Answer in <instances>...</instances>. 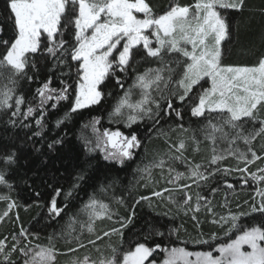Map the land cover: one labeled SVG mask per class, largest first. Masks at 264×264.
I'll list each match as a JSON object with an SVG mask.
<instances>
[{"label": "snow or ice", "instance_id": "1", "mask_svg": "<svg viewBox=\"0 0 264 264\" xmlns=\"http://www.w3.org/2000/svg\"><path fill=\"white\" fill-rule=\"evenodd\" d=\"M245 3L246 0H195L191 5L175 3L163 14H156L148 0H8L7 7L16 35L12 41L0 42L6 46V54L0 57V77L4 76L5 68L10 73L7 76L8 84L0 88V112H7L14 108L6 123L12 127L18 126V121L14 118L21 115V106L25 104L24 95L16 93L18 78L26 77L31 81L32 77L28 75L27 69L36 68L33 58L35 55L47 54L54 58V66L67 67L68 72H62L61 76L71 74L69 59L76 62V79L73 81L75 87L73 83L65 79H60V87H54L52 76H48L35 89L38 103L35 106L28 103L27 111L22 114L23 120L36 117L34 123L41 130L32 132V136L43 137L42 129L50 109H55L61 101L72 98L69 110L56 121V127L59 128L71 118L72 113L100 104L105 96L100 85L109 75L115 76L117 71L126 72L133 60V50L142 48L147 57L157 59L163 67L148 68L138 74L133 85L118 100L110 114L112 117L125 119L126 126L131 127L145 118L159 117L162 111L161 100H163L166 105L163 109L165 114L171 116L175 112V115L182 119V113L179 108L174 107L173 100L183 104L197 85L200 86L201 91L197 93V103L191 106V115L205 117L206 113L217 114L215 122L208 118L206 124L199 130L203 139L209 141L211 146L208 166L188 162L187 172H176L174 179L169 180L168 183L173 184L181 179H190L199 188L202 186L201 182L207 184L217 173L227 175L232 171L247 173L257 182L264 181V175L249 173L248 168L256 161L264 160V155H258L252 148L253 142L258 137L264 136V118L260 116L261 111L264 110V57L252 66L222 63L224 55L222 42L230 34V24L225 11L229 9L243 11ZM137 14H142V18ZM70 26L73 29L70 33L71 41L64 39V33ZM2 31L3 29L0 28V32ZM188 45L191 46L190 49ZM114 52L115 55H113ZM57 53L60 55L57 56ZM169 53H179L186 58L180 78L175 81L178 91L168 89L174 72L165 60V56ZM165 71L168 73L167 76L164 75ZM201 81L205 83L210 81V87L205 88ZM116 83L123 87L119 77H116ZM153 86L160 94L159 98L152 95ZM134 88L140 89V98L132 102ZM165 90H168L167 96L164 95ZM99 122V118H93L84 125L85 128L91 127L95 137L94 139L83 137L86 152L92 153L99 150L104 153L103 158L106 161H113L120 165H123L126 160L133 159L135 149L141 146V140L137 134L125 135L119 129L115 131L104 129L101 132L97 127ZM23 127L30 128L31 125L24 124ZM179 127L183 131H188L182 124ZM190 139L196 145L195 150L199 151L201 141L197 139L195 133ZM238 141L244 143L246 151L236 146ZM61 143L63 139L56 138L48 143L47 147L49 150H54L55 146ZM186 143L184 139H181L177 145L173 146L180 155L172 156L171 160H184L183 152L186 150ZM221 143H227L228 147L220 148ZM228 157H234L245 167L236 169L219 167L220 163ZM2 159L6 167L0 169V185L10 189L12 185L6 177L8 167L17 163L16 152L9 151ZM166 164L167 161L161 158L141 171L150 178L152 167L163 170ZM212 165L216 167L211 169ZM168 171L172 173L175 170L168 167ZM257 171L264 173V168H259ZM83 179V173L77 174V182L65 193V201L72 196L73 190L79 187V181ZM225 183L227 188H234L233 184ZM243 183H248L247 177L243 178ZM191 187L192 184L188 183L178 184L172 189L164 188L161 191H154L153 196L163 197V193H170L167 199L185 215L189 212L193 213L192 219L197 220L194 213L200 212L201 208L207 207L211 201L208 196L197 192L193 206V196L188 191ZM218 190V188H211V194ZM61 192L62 189H54V195L48 206V212L51 215L59 216L67 207L66 202L63 206L57 204V198L60 197ZM172 192L182 193L183 199L176 200L171 195ZM256 195L260 197V202L258 206L255 203L249 205L251 213L264 214V188L257 189ZM0 200L9 201L7 210L0 214V222H2L9 212L17 207V204L6 194H0ZM141 200L150 202L151 198L142 196L136 203ZM119 203H123V200L121 199ZM245 203L247 204L248 201ZM82 211L88 217L86 221L88 233L95 232L94 225L97 220L113 218L109 205L94 197L89 199ZM208 211L211 212V208H208ZM246 214L250 213L229 212L225 216H220L218 220L211 221L221 227L228 225L226 235H230L233 230H239L235 238L220 243L215 248L218 255H214L211 250L190 251L186 247L160 243L150 247L147 245L148 237H145V242L136 243L134 249L119 254V258L117 250L113 248V255L101 259L99 264H145V261H148V264H157L155 258L150 261L148 259L157 250L166 253V258L162 259L160 264H264V223L242 227L238 221ZM134 216L133 211L127 218H119L116 223H119L120 227H113L103 235L118 234L122 237V230L132 223ZM16 218L18 220L19 216L17 215ZM74 223L76 219L70 218L69 235L75 231L71 226ZM178 231L179 229H173V232ZM150 232H154L156 236L165 235L155 227L151 228ZM19 235L24 236L25 239L30 235L38 238V234L30 233L23 227ZM101 238L97 236V239ZM54 239L49 237L48 246L36 245L35 247L28 245L20 247L17 241L8 251H5L7 248L5 241L0 240V258H2L0 264H17L12 260L13 253L17 251L22 254L20 264H56L57 255L60 253L55 248ZM13 240H17L16 235H13ZM74 240L77 247L69 248L68 252H75L79 248L86 247L79 236L74 237ZM72 242L71 239L66 240V243ZM196 242L209 243L203 239ZM88 243L95 244V241L89 239ZM245 245L251 250L244 251ZM70 264H96V261H90L87 256L83 260L73 257Z\"/></svg>", "mask_w": 264, "mask_h": 264}, {"label": "trees", "instance_id": "2", "mask_svg": "<svg viewBox=\"0 0 264 264\" xmlns=\"http://www.w3.org/2000/svg\"><path fill=\"white\" fill-rule=\"evenodd\" d=\"M8 0H0V42L12 41L16 35L13 20L10 18L7 7ZM153 8L154 13L163 14L171 5L180 3L181 5H191L195 0H148ZM225 15L230 24L229 37L223 41L222 48L224 55L222 63L225 65L252 66L255 65L261 57H264V0H246L243 11L226 10ZM63 23V21H62ZM70 26L64 33V39L71 41L72 32ZM123 43V41L121 42ZM43 46V45H42ZM133 60L130 62L126 72L115 73V76L109 75L100 85V89L105 93L100 104L87 107L71 114L59 128L56 127V121L64 116L72 104V98L67 101H61L55 109H50L45 118V124L42 129L43 137H34L32 132L38 131L34 123L35 116L23 120V113L27 111L28 103L35 106L38 103L35 89L40 86L48 76H52V86L60 87V79L68 80L73 83L76 79V62L68 60L72 71L70 75L61 76V73H67L68 68L64 65L54 66V58L47 54L35 55L33 58L36 62V68L27 69L28 75L32 77L31 81L25 78H18L19 84L16 88L17 95L23 94L25 104L21 106V115L15 117L18 126L12 127L6 123L13 109L7 112H0V169L6 167L3 157L9 151H15L17 163L8 167L6 179L12 187L9 189L0 185V194H6L11 197L12 201L17 204L7 217L0 222V240L7 244L5 251H8L13 244L19 242L20 247L28 245L48 246L49 237H54L53 243L60 254L57 255L56 264H70L73 257L83 260L85 256L90 261H96L99 264L101 259L109 258L113 255L112 249L117 250V256L128 250L134 249V245L139 242H145L148 237L147 245L154 246L156 243L168 246L186 247L191 250V246H200L199 249L206 250L209 248L225 243L233 239L239 230H233L231 237H227L226 230L228 225L221 227L211 221L232 213H250L241 216L238 221L242 227H249L255 224L264 223V214L251 213L249 205L259 204L260 197L253 190H236L231 192L226 187V183H231L234 187L241 184L246 173L232 171L230 174L217 175L205 184L201 182V187H197L192 180L181 179L173 184L168 183L174 179L176 172H187L188 162L199 163L208 166L211 157L210 143L203 139L199 131L211 118L215 122L216 113L205 114V117H193L191 115V106L197 103V93L201 91L197 85L181 104L178 100H173L174 107L179 108L182 113V119L175 115H166L163 109L165 102L161 100V109L159 117L153 119L145 118L131 127L126 126L125 119L112 117L118 100L124 96L125 92L133 85L136 76L143 73L148 68L163 67L155 58L147 57L142 48L133 50ZM6 54V46L0 43V57ZM116 53L114 52L113 55ZM60 53H57L59 56ZM184 58L179 53H169L165 56L169 67L174 69L172 73V82L169 83L168 89L178 91L175 83L180 78ZM4 76L0 77V88L8 84L7 76L10 74L7 68L3 69ZM168 75L167 71L164 73ZM116 77H119L123 87L116 83ZM205 88L209 87L208 82L201 81ZM11 86V85H9ZM73 87L75 84L73 83ZM163 87V85H161ZM135 89V88H134ZM133 89L132 102L139 98L138 91ZM152 95L159 98V93L152 89ZM168 95V90L164 91ZM15 97L13 98L14 104ZM126 111V110H125ZM38 115V113H37ZM264 118V110L260 113ZM93 118H99L97 127L101 130L119 129L125 135L130 133L137 134L141 140V146L135 149L133 159L126 160L123 165L113 161H106L104 153L97 150L92 153L86 152L83 143V137L94 139L91 127L85 128L84 125L89 123ZM158 121V122H157ZM24 124H30L31 127H23ZM183 125V131L179 125ZM195 133L200 140L199 151H196V145L190 137ZM31 137V139H29ZM62 138L63 143L56 145L54 150H49L47 144L53 139ZM184 139L186 150L183 152L184 160H171L172 156H179L180 153L173 147ZM220 148H227V143H221ZM240 150L246 151V146L242 141L237 145ZM252 148L258 155H264V136L258 137L252 144ZM39 149V151H37ZM163 158L167 161L165 168L152 167L150 178L141 170L146 166L153 165L156 161ZM168 167L175 171L169 173ZM214 169L216 166H210ZM221 168L236 169L245 167L234 157H228L219 165ZM249 173L258 172L259 168H264V160L256 161L252 166H248ZM79 173L84 174V179L79 181V187L73 190L71 197L65 201V193L72 189L75 184L76 176ZM264 175V173H262ZM188 183L192 187L188 190L192 196L193 206L195 205V196L199 192L203 196H208L211 203L207 206L211 208H201L200 212L194 213L197 220L192 219L193 213L185 215L182 210L177 209L176 205L170 202L167 197L170 193H163V197L153 196L154 191H161L164 188L172 189L178 184ZM264 188V181L260 183ZM62 189L60 197L57 198L58 206L67 203V207L59 216L51 215L48 212L49 201L54 195V189ZM211 188H218L214 194H211ZM171 195L176 200H182L183 194L172 192ZM142 196L151 198L149 201L141 200L136 203ZM96 198L109 205L113 213L112 220L103 219L95 222V232L88 233L86 230V221L88 217L82 211L84 205L90 198ZM123 203H119L120 200ZM245 201H248L246 204ZM9 201L0 200V214L7 210ZM240 207H237V206ZM135 216L131 224L124 228L123 236L110 234L104 236V232L110 231L111 228H119L120 224L116 221L123 217L127 218L132 212ZM17 215L19 219L17 220ZM75 218L76 223L72 224L75 231L69 235L70 218ZM199 221V224H197ZM23 227L30 233L27 239L20 236V229ZM157 228L164 232V236H156L150 232L151 228ZM173 229H179L173 232ZM169 233H172L169 235ZM13 235L17 240H13ZM79 236L86 247L79 248L75 252H68L69 248L77 247L74 237ZM97 236L102 237L97 239ZM6 238V239H5ZM71 239L72 243H66ZM94 240L95 244L88 243V240ZM206 240L209 243H197V240ZM30 242V243H29ZM187 242V243H185ZM207 244V246H204ZM21 253H13L12 260L20 264ZM156 259L160 264L162 259L166 258V253L157 250L149 257V261ZM2 259V258H0ZM148 264V261H146Z\"/></svg>", "mask_w": 264, "mask_h": 264}, {"label": "rangeland", "instance_id": "3", "mask_svg": "<svg viewBox=\"0 0 264 264\" xmlns=\"http://www.w3.org/2000/svg\"><path fill=\"white\" fill-rule=\"evenodd\" d=\"M137 15H139L141 18H142V14H137ZM153 43L155 44V40H154V38H153ZM223 43V42H222ZM188 47H189V49H190V45H188ZM207 79V78H206ZM208 84H209V87H210V81H208ZM137 91H138V93H139V96H137V97H135V98H140V89H138V88H135ZM134 89V90H135ZM133 96V95H132ZM85 109V108H84ZM127 111V110H126ZM253 165V164H252ZM252 165H250V166H252ZM257 175H262V173H260V172H255ZM247 174V173H246ZM247 176V179H248V183L247 184H244L243 183V181L241 182V184H238V185H236L234 188H232V189H229L231 192H233V191H236V190H239V189H242V190H246V189H249L250 191L251 190H253L254 189V191H255V194H256V190L257 189H259V188H261L260 187V183L262 182H257V181H254V180H252V178H251V176L250 175H246ZM203 203V202H202ZM203 208H205V207H203ZM206 208H209V207H206ZM87 216V215H86ZM105 219H107V218H105ZM238 235V234H237ZM228 238L229 237H231V234L230 235H228L227 236ZM235 238V237H234ZM204 246H207V244H205ZM219 246V244L218 245H216V246H214V247H212L213 249H211V251H213V254L214 255H218V253L215 251V248L216 247H218ZM183 247V246H182ZM191 250L190 251H210V249L209 248H207L206 250H201V249H199L200 248V246H191ZM243 250L244 251H250L251 249L247 246V245H245L244 246V248H243ZM145 264H146V261H145Z\"/></svg>", "mask_w": 264, "mask_h": 264}]
</instances>
